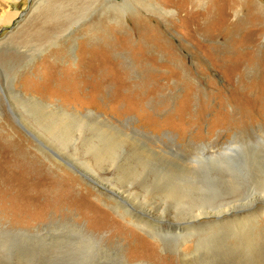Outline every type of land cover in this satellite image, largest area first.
Instances as JSON below:
<instances>
[{
    "label": "rangeland",
    "instance_id": "374dc122",
    "mask_svg": "<svg viewBox=\"0 0 264 264\" xmlns=\"http://www.w3.org/2000/svg\"><path fill=\"white\" fill-rule=\"evenodd\" d=\"M205 1L194 9H213L204 35L169 0L157 3L174 16L146 0H77L84 14L59 30L42 13L59 0H0V264H119L120 250L126 264H180L190 239L159 246L140 227L142 209L170 228L264 198V19L251 8L264 0ZM138 18L156 32H138ZM231 141L241 146L226 162L233 187L211 176L207 158ZM194 164L207 198L177 211L165 191L190 181ZM227 223L211 225L226 234L237 227ZM257 223L264 230L263 217L251 233ZM245 252L229 236L207 255Z\"/></svg>",
    "mask_w": 264,
    "mask_h": 264
},
{
    "label": "bare ground",
    "instance_id": "6f19581e",
    "mask_svg": "<svg viewBox=\"0 0 264 264\" xmlns=\"http://www.w3.org/2000/svg\"><path fill=\"white\" fill-rule=\"evenodd\" d=\"M59 1L60 2H58V3L55 2L54 6L47 5V7L42 12L44 14L50 15L49 17H51L55 21V25H56L57 30H59L60 28L65 26L66 21H69V22L71 20L74 21V19L77 18L78 15L81 16L82 14H84L81 12L80 8H78V11H76V9L72 7L76 3L77 0H62V1L59 0ZM146 1H149V6L151 8L163 11L164 13H166L170 16H174V13H172L169 9L158 4L157 3L158 0H146ZM219 1L224 2V3H229V0H216L215 3H218ZM53 2H54V0H53ZM168 3L176 5L177 13L181 14V16H182L181 20H182V22H184L183 23L184 26L191 24V25H189V31L196 33V31L198 29L201 32V34H204V35L206 34V32H208V27H205V24H206V21L209 20V15L212 13L213 9L212 8L211 9L206 8L205 11L202 13H195L196 11L194 10L198 4H201V5L203 4L202 0H169ZM206 3H208V5H209L210 2H208V0H207ZM88 4H89V2H88ZM211 5H213V4H211ZM251 6H252L251 7L252 10L254 11V14L256 16L260 15V16H262L261 19H264V6L260 5L259 8L256 5L255 6L251 5ZM235 8H236V6H233L234 10H235ZM121 9L122 8H116V11L114 10V12L111 14H113V16L116 17L117 15H119ZM225 11H224V14L228 17L231 14V8L229 9V7H228L227 9H225ZM235 14H236V12H235ZM11 17H13V16H10V18ZM43 20H44V18H43ZM253 20H254V18H253ZM262 21H264V20H262ZM135 24H136L138 32L140 30H147L148 33H150V34L152 32H156V30H154L153 27L149 26V24L147 22H145L144 20H141V18H138L136 20ZM116 27L117 26L110 27L109 29L111 31H113V30L117 29ZM48 29L49 28H47V30ZM49 34H51V33L46 32L43 35H41L38 39H36V37H35V39L36 40L43 39L44 37L48 36ZM33 41H35V40H33ZM109 42L108 41L106 42L107 47L109 46ZM102 44L104 45V43H102ZM142 47L145 48V44H143ZM107 51H109L108 48H107ZM33 101H36V102L40 103L41 105H44V107H45V104L42 103L41 101L36 100V99H34ZM78 116L81 117V115H79V114H78ZM82 117H84V116H82ZM104 135H106V134H104ZM243 141H245V140H243ZM233 143L234 142L231 141V142H229L228 145L224 146V148H220L218 155L214 154V155L207 157L211 161V163L216 162V164H217V166H214L210 170L211 176H215L214 178L216 181L217 180L218 181L224 180L226 182H229L231 187H233V185L236 183L234 180L231 179V174H232V178H234V179H238V176L234 172L235 168L233 169V167H234L233 164H232L233 167L231 166V168H230L226 162L230 158L229 154L233 153L235 148L241 147L240 145H235L236 143L235 144H233ZM191 161H193V160H190V162ZM194 161H195V159H194ZM197 161L199 162L200 160L197 159ZM195 163H197V162L195 161ZM199 163L201 165V162H199ZM197 165H198V163H197ZM195 166L196 165L194 164V166H190V167L188 166L187 167L188 175L190 177L191 176L193 177V178L191 177L192 181L186 180V183H184L182 180H178V183L176 185L172 186L171 189H168L167 192L165 191L164 195L172 198L175 201L174 207L177 211H179L178 210L179 207L186 208L187 206H190V205L195 206L196 205L195 203H188V201H190L192 199H199L202 201V199L207 198L205 196V194L203 193L201 184L204 185V188L208 185L205 186L204 183H201L203 181V179L201 181V176H200V173L202 171L201 170L199 171V168H197V167L195 168ZM207 167H209V165ZM207 167H204V168H207ZM207 170H209V168H207ZM205 172L208 173L209 171H205ZM216 172L218 173V175L216 174ZM202 174H205V173L202 172L201 175ZM209 176H207V177H209ZM182 179H184V178H182ZM237 189L238 188H236V186H235L234 191H237ZM235 203H237V205H233ZM229 204L230 205L232 204V205L226 209L223 206L224 210L222 209V211L218 208L220 211L218 210L217 213L214 212L215 215H213V216H211V213H213V212H209V210L207 211V209L206 210L204 209L201 212V214H198L197 216H194L191 218H183V219H179V218L176 219L175 218L176 220L173 219L172 222H170V228L164 227L163 221L165 218H163V216L156 215L155 211L153 209H151V210H143L142 209L143 217L139 218L138 221H139V224L140 223L143 224V226L140 225L141 229L142 228L143 229H149L150 228V230L153 232V234L155 236L154 238H157L160 241V242L156 241V243L159 246H161V244H162V246L166 249L168 247V248H174L176 250L182 242H184L187 239H190V241L192 242V247L195 248L194 252L192 254H186L183 251H179V253L177 252L178 256L180 258H182V262H181L182 264H238L239 260H241L244 264H261V262L264 258V254H263V251L261 248V243L263 242L264 230H262L261 226H259L260 223H257V225H258L256 228L257 232L251 233L250 229L248 230L247 225H251L252 222H255V221L259 220L260 218L264 217V198L262 200L255 198L254 200H249L246 204L242 203V201H240V200L229 202ZM200 207H203V204ZM123 208H124V206H122V209ZM124 210L126 212V214L124 213V216H126L128 213V209L124 208ZM132 214L134 215L133 216L134 218L136 216H138V215L135 216V213H132ZM147 214H149V215H147ZM178 214L182 215V212H179ZM203 214L206 215L205 217H207V215H208L207 221H206V219L205 220L200 219L201 217H203ZM255 214H257V215L255 218H253V216ZM128 215L132 216L130 213ZM169 220L165 219V221H169ZM226 222H229V224L227 223L228 225H231L230 223H236L237 227L234 226V228L231 230V233L222 234L221 232H219V231H221L222 227H216L214 229L211 225V223H215V224L222 223V224H224ZM202 224L205 225L206 227L202 231L197 230V228ZM225 226H226V224H225ZM142 231H144V230H142ZM232 231H235L236 233H234ZM249 235H251L250 238H247ZM229 236H234L236 239L239 240L241 247L246 251L245 255L243 257L233 256V257H229V258H225V259H222L220 257V258H217V261H210L209 260L210 255H207V254L215 252V251H219V249H221L222 245L224 244L225 239ZM155 247H157V246L155 245ZM155 247H153L151 250H154ZM140 253H142V252H140ZM116 255L118 256L119 264H126V262L123 260L124 256L122 255L121 250L118 252V254L116 253ZM152 258H153V256L150 259H152ZM155 262H157V261H155ZM172 263H173V261H172ZM136 264H145V263H136Z\"/></svg>",
    "mask_w": 264,
    "mask_h": 264
}]
</instances>
